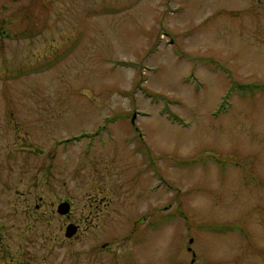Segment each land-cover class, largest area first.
Returning <instances> with one entry per match:
<instances>
[{
  "label": "rangeland",
  "instance_id": "374dc122",
  "mask_svg": "<svg viewBox=\"0 0 264 264\" xmlns=\"http://www.w3.org/2000/svg\"><path fill=\"white\" fill-rule=\"evenodd\" d=\"M0 264H264V0H0Z\"/></svg>",
  "mask_w": 264,
  "mask_h": 264
},
{
  "label": "water",
  "instance_id": "95a60500",
  "mask_svg": "<svg viewBox=\"0 0 264 264\" xmlns=\"http://www.w3.org/2000/svg\"><path fill=\"white\" fill-rule=\"evenodd\" d=\"M57 213L61 214V215H65L68 214L70 211V202L68 200H64L61 201L58 205H57ZM77 229V225L74 223H68L65 227V232L64 235L66 237H71L75 234ZM192 239H189V242H191Z\"/></svg>",
  "mask_w": 264,
  "mask_h": 264
},
{
  "label": "flooded vegetation",
  "instance_id": "af4514ba",
  "mask_svg": "<svg viewBox=\"0 0 264 264\" xmlns=\"http://www.w3.org/2000/svg\"><path fill=\"white\" fill-rule=\"evenodd\" d=\"M76 225H77V229H76V233H77L78 230L81 229V225H79V224H77V223H76ZM104 245L106 246V244H104ZM104 245H103V246H104Z\"/></svg>",
  "mask_w": 264,
  "mask_h": 264
},
{
  "label": "trees",
  "instance_id": "16d2710c",
  "mask_svg": "<svg viewBox=\"0 0 264 264\" xmlns=\"http://www.w3.org/2000/svg\"><path fill=\"white\" fill-rule=\"evenodd\" d=\"M256 86V85H255ZM259 86V85H258Z\"/></svg>",
  "mask_w": 264,
  "mask_h": 264
}]
</instances>
